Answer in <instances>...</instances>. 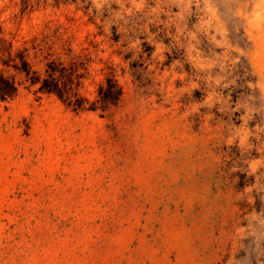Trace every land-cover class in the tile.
Returning <instances> with one entry per match:
<instances>
[{"label": "rangeland", "instance_id": "374dc122", "mask_svg": "<svg viewBox=\"0 0 264 264\" xmlns=\"http://www.w3.org/2000/svg\"><path fill=\"white\" fill-rule=\"evenodd\" d=\"M15 48L87 67L109 114L0 98V264H264V0H0ZM47 48V47H46Z\"/></svg>", "mask_w": 264, "mask_h": 264}, {"label": "trees", "instance_id": "16d2710c", "mask_svg": "<svg viewBox=\"0 0 264 264\" xmlns=\"http://www.w3.org/2000/svg\"><path fill=\"white\" fill-rule=\"evenodd\" d=\"M35 44V57L44 59L43 70L34 67L30 48H15L14 42L4 35L0 25V98H15L22 85L36 87V92L55 95L73 111H100L102 115L116 109L123 98V88L114 75H107L98 85L96 97L91 100L82 94L86 65L80 56L66 50L67 56L55 54L52 45ZM47 47V48H46Z\"/></svg>", "mask_w": 264, "mask_h": 264}]
</instances>
